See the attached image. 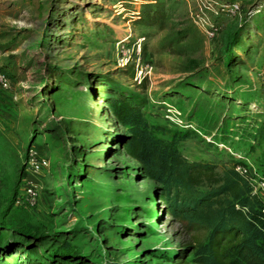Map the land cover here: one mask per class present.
Returning a JSON list of instances; mask_svg holds the SVG:
<instances>
[{
	"label": "rangeland",
	"instance_id": "374dc122",
	"mask_svg": "<svg viewBox=\"0 0 264 264\" xmlns=\"http://www.w3.org/2000/svg\"><path fill=\"white\" fill-rule=\"evenodd\" d=\"M214 1L238 9L215 16ZM139 37L152 66L140 81L119 63ZM263 70L264 0H0V216L19 183L14 205L29 211L34 236L0 226V264H197L180 252L207 231L187 232L168 213L161 185L125 154L106 100L142 101L166 129L155 136L188 134L178 148L189 161L218 171L240 161L260 176ZM31 149L49 161L33 175V203Z\"/></svg>",
	"mask_w": 264,
	"mask_h": 264
},
{
	"label": "trees",
	"instance_id": "16d2710c",
	"mask_svg": "<svg viewBox=\"0 0 264 264\" xmlns=\"http://www.w3.org/2000/svg\"><path fill=\"white\" fill-rule=\"evenodd\" d=\"M246 21L244 18L239 26ZM230 40L225 52L229 59L235 47L234 39ZM106 103L116 126L124 129L119 141L125 154L139 163L147 178L161 185L168 213L187 232L207 231L204 241L195 237L180 255H192L197 264H264V202L252 192L247 177L235 170L241 162L218 171L213 162L189 161L178 148L188 134L174 133L169 139L155 136L154 131L166 129L147 121L142 101L116 95ZM23 175L19 177L23 179ZM18 184L2 211L0 226L32 237L29 211L14 205ZM67 247L65 243L61 250ZM51 256L54 260L56 254Z\"/></svg>",
	"mask_w": 264,
	"mask_h": 264
},
{
	"label": "built area",
	"instance_id": "2783aa9c",
	"mask_svg": "<svg viewBox=\"0 0 264 264\" xmlns=\"http://www.w3.org/2000/svg\"><path fill=\"white\" fill-rule=\"evenodd\" d=\"M227 8L236 10L238 9V5L232 3L222 5V9ZM196 17L197 24L199 23V25L205 26V34L210 38H214L216 28L213 26V24L210 21H206L204 17H200L198 15H196ZM144 40L145 37H139L131 44V46L127 44L125 48V44L123 43V47L121 48L122 56L119 59V63H121V65L130 62L132 66H135V79H137L138 81H140L146 75H149L152 71V66L149 63L143 61L142 48L144 45ZM0 79L5 80V77L0 74ZM261 80L262 84L264 85V70L261 73ZM26 163V170L28 171V174L24 178V191L29 198L30 203H33L36 199V190L35 184L33 183V175L39 174L44 169H47L49 166V161L41 152L36 149H31L28 153ZM235 170L247 177L250 185L252 186L253 193L264 194V172L260 176H256L254 174L253 176L249 174L247 168L243 164H236Z\"/></svg>",
	"mask_w": 264,
	"mask_h": 264
},
{
	"label": "crops",
	"instance_id": "0c3cea01",
	"mask_svg": "<svg viewBox=\"0 0 264 264\" xmlns=\"http://www.w3.org/2000/svg\"><path fill=\"white\" fill-rule=\"evenodd\" d=\"M213 6H211V7H208L207 8V10H208V12L210 13V14H215V16L216 15H219L221 12V10H224V9H222V5L223 4H220V2H218V1H214L213 2ZM219 12V13H218ZM211 16V15H210ZM228 36V35H227ZM226 45H227V43L225 44L224 43V40H223V50L225 49V47H226ZM263 197H264V194H261ZM258 196L260 197V194H258ZM261 198V200L264 202V199L262 198V197H260Z\"/></svg>",
	"mask_w": 264,
	"mask_h": 264
}]
</instances>
